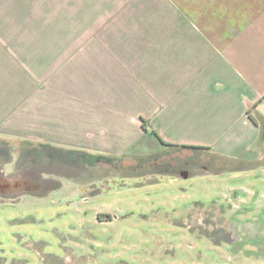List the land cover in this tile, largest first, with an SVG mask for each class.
Returning a JSON list of instances; mask_svg holds the SVG:
<instances>
[{
  "label": "crops",
  "instance_id": "1",
  "mask_svg": "<svg viewBox=\"0 0 264 264\" xmlns=\"http://www.w3.org/2000/svg\"><path fill=\"white\" fill-rule=\"evenodd\" d=\"M152 132L227 164L192 211L233 241L200 250L264 264V0H0V138L152 158Z\"/></svg>",
  "mask_w": 264,
  "mask_h": 264
},
{
  "label": "rangeland",
  "instance_id": "2",
  "mask_svg": "<svg viewBox=\"0 0 264 264\" xmlns=\"http://www.w3.org/2000/svg\"><path fill=\"white\" fill-rule=\"evenodd\" d=\"M159 149H150L152 158L95 162L81 151L0 138V184L9 186L0 190V264H229L200 250L230 246L227 235H209L211 227L226 232L224 210L192 211L209 203L201 189L210 183L199 176L227 164ZM186 176L184 186L170 181ZM33 182L39 187L28 189Z\"/></svg>",
  "mask_w": 264,
  "mask_h": 264
},
{
  "label": "trees",
  "instance_id": "3",
  "mask_svg": "<svg viewBox=\"0 0 264 264\" xmlns=\"http://www.w3.org/2000/svg\"><path fill=\"white\" fill-rule=\"evenodd\" d=\"M143 129L146 131V132H148L147 131V129H146V126H145V122H143ZM151 134H153L159 141H160V143L163 145V146H165V147H167V148H169V149H183V150H206V149H203V148H196V147H178V146H176V145H169V144H166V143H164L154 132H152ZM43 147H45L46 149H48V150H56V151H59V152H63V151H61L60 149H55L54 147H51V146H48V145H43ZM63 154V153H62ZM78 155L79 156H81V157H83L84 159H90V160H94L95 162L97 161V162H100V161H103V160H105L106 162L108 161V160H113L112 158L111 159H109V158H107V157H96V156H91V155H89V154H87V153H85V152H78ZM100 217H101V215H98V218L100 219ZM108 218H110L109 216H107Z\"/></svg>",
  "mask_w": 264,
  "mask_h": 264
},
{
  "label": "flooded vegetation",
  "instance_id": "4",
  "mask_svg": "<svg viewBox=\"0 0 264 264\" xmlns=\"http://www.w3.org/2000/svg\"><path fill=\"white\" fill-rule=\"evenodd\" d=\"M26 184H27V183H26ZM27 186H28V189H32V188L35 189V188H38V187H39V186H38L36 183H34V182H33V183H30V184L28 183ZM10 187H11V186H10ZM31 187H32V188H31ZM5 189H6V190L9 189L8 184H6V186L3 185V184H0V190H1V191H4ZM17 189H18V188H17Z\"/></svg>",
  "mask_w": 264,
  "mask_h": 264
}]
</instances>
